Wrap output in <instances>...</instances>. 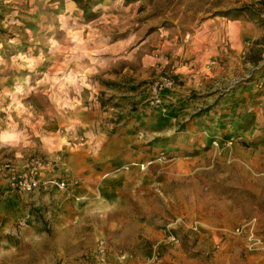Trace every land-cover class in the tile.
Here are the masks:
<instances>
[{
    "label": "rangeland",
    "instance_id": "rangeland-1",
    "mask_svg": "<svg viewBox=\"0 0 264 264\" xmlns=\"http://www.w3.org/2000/svg\"><path fill=\"white\" fill-rule=\"evenodd\" d=\"M144 53L165 70L147 93L148 110L159 113L175 61L193 67L204 53L214 55L208 65L228 61L225 79L201 95L210 98L199 111L206 118L188 122L205 124V143L176 136L182 148L167 149L134 126L116 158L127 163L108 169L113 183L103 186L111 215L81 221L67 212L66 222L38 205L25 215L11 209L0 214V264H264V0H0V165L23 171L59 134L66 143L63 132L85 107L106 116L79 123L68 142L115 137L109 123L136 107L109 116L119 104L105 88L120 77L133 85ZM0 179L9 185L5 173ZM148 228L158 237H146Z\"/></svg>",
    "mask_w": 264,
    "mask_h": 264
},
{
    "label": "crops",
    "instance_id": "crops-1",
    "mask_svg": "<svg viewBox=\"0 0 264 264\" xmlns=\"http://www.w3.org/2000/svg\"><path fill=\"white\" fill-rule=\"evenodd\" d=\"M186 40L187 38L185 41ZM141 44L143 43H140L138 46ZM185 52V54H187L188 51ZM237 52L239 51L231 52L230 55L228 54V57H231L232 54L238 55ZM216 54L227 57L225 49L222 48H219ZM213 56L214 55L211 53L202 54V58L199 59L200 61L197 60L201 63H198L199 65L195 64L193 67L187 63L184 65L182 62L179 64L175 61L172 66H169V69H166L176 80V84L167 97H162L165 112L160 111L159 113V111L156 110H148V104L146 103L148 99L147 93H151L150 84L153 79L158 76L160 68H162L164 72L165 70L163 65L160 67L156 63L157 59L153 58V56L148 53H144L141 56L142 63L140 65L141 69L139 71V76L135 75V77H133V85L124 83L123 77H120L118 79L119 83L116 84L115 87L107 86L105 88L107 95H115L116 98L113 96V102L119 104L118 107L112 106L111 111L107 112L109 116L115 115L116 110L119 112L121 109V112H124L126 108L136 107V109L128 112L129 114H127L121 123H109L110 127L112 124L116 126L115 131L117 135H114L115 137L109 139L106 135H102L101 141L96 143V146L91 147H78V145L70 144L68 142L69 136H77L74 131L79 126V123L95 124L97 121H103V116H106V113L102 115L96 108L92 109L90 107H85L79 112L80 117L72 119L68 124L70 126H72L71 124H76L75 129L72 127L73 129L69 132L70 135H68V131L63 132L66 143H58V140L62 137L59 134V138L55 137L52 145L48 144V146H43V152L46 155L44 158L51 159V164L41 170L39 175L41 178L67 179V191L63 192L53 188L48 191L39 190L33 193H22L11 190L7 182L0 179V191L6 193L9 191L10 193L9 197L5 195V197L0 198V214L8 216L14 212V210L11 212V209H18L19 213L25 215L29 213L28 208L38 205L41 209L49 208L57 211L59 216L56 218V221L59 219L66 221L68 218H72L73 216L67 214V212L75 213V216L80 217L81 221H84L86 219L85 217H88L90 214L93 215L92 217H96L97 220L101 219V221L104 215L110 216L115 207H112L111 203H107V200L110 201L111 198L106 197V195L112 194V192H110L107 187L104 188L103 186L107 183H113L112 179L114 177L106 179V175L109 173L108 169L127 163L125 160L119 161L116 160V158L119 157L125 149L130 147V138L136 134L135 130L137 129L134 126L144 127L148 129L147 131L151 133V136L163 138L165 143H167L165 145L167 149L172 148L173 150H178L182 148L178 141L174 142L172 140V137L174 138L176 136L181 138V141L184 139L188 141L198 135L200 137L199 140L205 143V124L196 129L193 125H188V122L192 124L195 118L201 119V121L206 118V116L204 117L202 114L206 111L199 112L201 107L203 108L206 106L204 103L210 102L209 96H201L204 95V93H208L205 90L206 84H214L213 87L217 88V85H220L221 81H223L228 74V61L220 64L215 62L213 65H208L212 62L211 59L214 58ZM229 60L230 63L233 64V61H231V59ZM97 86L101 87V85ZM242 86L243 84H240V87ZM193 89L197 90L198 92H196V94L201 96L196 98L197 103L194 102L195 99L191 97L190 92L195 93ZM200 89L201 93L199 92ZM210 92L211 90L209 93ZM212 100L215 102L216 97ZM221 100H223L222 97L217 100L215 104L221 106ZM195 105H197V107ZM61 122L63 121L61 120ZM175 122L177 127L174 126ZM184 123H187V126H184ZM51 124L57 126V123ZM181 125L182 128L179 129L178 127ZM200 129H204V132ZM254 131L253 136L261 132L258 133L257 129ZM151 146H148V148H152ZM139 180V178L135 177V182ZM136 192L138 193V198H140L141 187H139ZM140 208L141 207H138L139 210ZM70 220L71 223L74 219ZM135 232L142 233L143 231ZM144 234L148 238H156L159 233L156 229L148 228L144 230Z\"/></svg>",
    "mask_w": 264,
    "mask_h": 264
},
{
    "label": "built area",
    "instance_id": "built-area-1",
    "mask_svg": "<svg viewBox=\"0 0 264 264\" xmlns=\"http://www.w3.org/2000/svg\"><path fill=\"white\" fill-rule=\"evenodd\" d=\"M51 162L47 158L31 160L24 170L11 163L0 165V172L8 175L9 185L18 192L33 193L39 190L57 189L67 191V179L41 178L40 171L49 166Z\"/></svg>",
    "mask_w": 264,
    "mask_h": 264
}]
</instances>
